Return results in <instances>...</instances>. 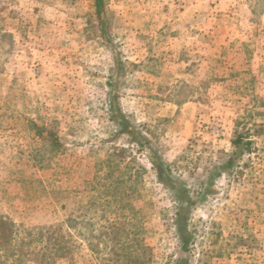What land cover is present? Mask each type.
I'll use <instances>...</instances> for the list:
<instances>
[{"label":"rangeland","instance_id":"obj_1","mask_svg":"<svg viewBox=\"0 0 264 264\" xmlns=\"http://www.w3.org/2000/svg\"><path fill=\"white\" fill-rule=\"evenodd\" d=\"M102 3L0 0V264H264V0Z\"/></svg>","mask_w":264,"mask_h":264},{"label":"trees","instance_id":"obj_2","mask_svg":"<svg viewBox=\"0 0 264 264\" xmlns=\"http://www.w3.org/2000/svg\"><path fill=\"white\" fill-rule=\"evenodd\" d=\"M97 7H98V12L101 13L102 11V7H103V3L102 0H97ZM240 140L241 138H239L238 140H235L234 143L236 146L240 145ZM183 243L186 245L188 243V239L187 238H183L182 239ZM58 247L62 246V242H60L59 240H56ZM186 264V263H185Z\"/></svg>","mask_w":264,"mask_h":264}]
</instances>
